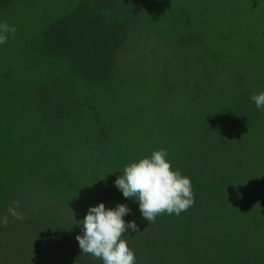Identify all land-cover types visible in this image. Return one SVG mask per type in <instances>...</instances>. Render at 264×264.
I'll return each instance as SVG.
<instances>
[{"label": "rangeland", "instance_id": "rangeland-1", "mask_svg": "<svg viewBox=\"0 0 264 264\" xmlns=\"http://www.w3.org/2000/svg\"><path fill=\"white\" fill-rule=\"evenodd\" d=\"M83 5L106 0L0 5V23L17 29L0 44V218L13 201L25 217L0 224V264H103L76 240L99 203L130 209L123 219L138 231L123 238L136 264H264V109L250 98L264 92V0L144 1L108 88L63 116L44 104L68 95L70 62L55 65L35 45ZM205 114L219 118L223 139L194 145L193 120ZM161 148L195 203L148 224L114 181ZM220 148L222 160L203 158Z\"/></svg>", "mask_w": 264, "mask_h": 264}, {"label": "trees", "instance_id": "trees-1", "mask_svg": "<svg viewBox=\"0 0 264 264\" xmlns=\"http://www.w3.org/2000/svg\"><path fill=\"white\" fill-rule=\"evenodd\" d=\"M14 1L0 0V5ZM131 1L133 3L127 6L119 4V0H106V5L100 6H77L43 32L41 41L35 45L39 56L55 65H59L63 56L67 57L70 65L63 70V76L65 80L72 79L68 95L62 99L57 97L56 106H44L68 116L83 111L87 105L84 100H90L91 95H99L108 88L115 72L116 52L129 33L127 19L135 18L143 10L141 5L146 0ZM218 128L216 116L205 114L202 120L194 119L192 143L200 145L210 139L212 144L217 143L223 139ZM223 151L222 148L206 151L203 158L222 160Z\"/></svg>", "mask_w": 264, "mask_h": 264}, {"label": "clouds", "instance_id": "clouds-1", "mask_svg": "<svg viewBox=\"0 0 264 264\" xmlns=\"http://www.w3.org/2000/svg\"><path fill=\"white\" fill-rule=\"evenodd\" d=\"M16 32L15 26L0 23V44L6 43L9 35L14 38ZM250 98L257 109H264V92L254 93ZM167 156L166 149L154 150L150 156L125 166L123 174L114 181L125 198L139 202V210L148 224L155 223L161 215L179 216L195 203L190 178L173 169ZM19 208V201H13L7 215L0 218V224L8 226V215L15 220L25 219ZM129 212L125 204H118L114 209L106 208L103 203L89 207L84 218L78 221L82 234L76 240L82 254L100 259L103 264H136L135 252L123 238L128 230L138 231L135 221L123 219Z\"/></svg>", "mask_w": 264, "mask_h": 264}]
</instances>
